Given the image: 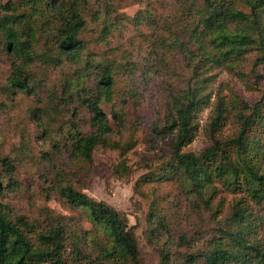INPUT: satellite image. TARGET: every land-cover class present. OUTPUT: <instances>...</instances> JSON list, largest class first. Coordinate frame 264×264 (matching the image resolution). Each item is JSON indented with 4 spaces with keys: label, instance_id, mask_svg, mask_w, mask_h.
Masks as SVG:
<instances>
[{
    "label": "trees",
    "instance_id": "1",
    "mask_svg": "<svg viewBox=\"0 0 264 264\" xmlns=\"http://www.w3.org/2000/svg\"><path fill=\"white\" fill-rule=\"evenodd\" d=\"M91 2L16 0L0 8V55L11 63L1 85L6 99L13 102L20 94L41 97L51 86L47 72L69 64L67 74L48 91L51 102L32 109L39 132L51 144L48 154L53 160L66 157L92 164L99 146L112 145L122 151V157L131 146L111 144V120L102 104L113 103L118 80L125 73H135L128 69L135 62L129 61L131 55L120 62L105 53L97 56L91 48L109 45L115 19L111 24L98 13L92 15L94 21H103V28L92 42L80 38L88 30L83 12ZM114 2L105 9V17L116 10ZM166 13H158L150 0L132 17L121 15L125 22L119 21L114 30L153 27L151 36L141 35L148 48L142 59L143 66L150 68L148 77L167 67L168 57L175 55L190 69L191 81L209 83L211 67L230 66L257 52L252 72L256 82L264 79V0H172ZM41 38L46 40L44 51L39 48ZM2 104L6 105L5 100ZM210 107L211 95L203 94L201 87L190 84L181 93L170 94L164 122L153 131L164 137L177 134L173 155L158 173L143 175L135 190L156 182L176 186L180 194L172 199L175 213L183 212L182 197L187 200L186 209L200 214L203 206L210 210L221 192L238 195L223 220L218 219L220 209H211L216 222L211 244L201 255H187L186 262L202 256L205 264H264V93L255 104L240 97L231 101L238 131L230 139L219 135L230 110L220 99L209 129L212 146L199 156L185 153L196 137L198 116ZM67 115L56 129L57 118ZM112 116L121 127V113L114 110ZM85 127L89 133L83 131ZM32 163L28 155L21 160L0 157V264H143L136 227L128 216L78 190L65 167L57 166L60 169L50 177L47 192L70 214L43 208L35 220L14 215L7 200L18 193L19 174ZM120 169L114 172L123 174ZM162 201L156 196L151 204L150 243L159 245L161 264H174L172 242L169 238L161 242L158 234L170 229L172 217V209L162 206ZM222 203L223 199L219 206ZM86 223L90 229L84 227Z\"/></svg>",
    "mask_w": 264,
    "mask_h": 264
},
{
    "label": "rangeland",
    "instance_id": "2",
    "mask_svg": "<svg viewBox=\"0 0 264 264\" xmlns=\"http://www.w3.org/2000/svg\"><path fill=\"white\" fill-rule=\"evenodd\" d=\"M9 1L16 0H0V8ZM91 1V6L83 12L88 30L80 38L92 42L97 32L103 28V21L98 23L93 19L97 13L102 15L107 23L112 24V20L115 19V24L110 27L113 35L109 38V45H93L91 48L97 56H103L105 53L114 56V59L120 62L122 57L131 55L132 59L129 61L135 62L128 66V69L135 70V73H125L118 80L113 103L102 104L103 110L111 120L113 132L108 136L111 144L131 145L130 149L126 156L122 157V151L113 148L112 145L99 146L94 153L92 164L73 162L66 157L58 161L55 156L53 160V156L48 154L52 150L51 144L43 137V132H39L35 124L37 117L32 114V109L35 106H42V103L51 102L48 91H53L52 89L56 87L64 74H67L70 69L69 64L65 68H51L47 72L51 86L40 95L41 97L20 94L15 101L11 102L3 96L1 91V85L6 81L11 63L7 57L0 55V157L21 160L24 155H28L30 163L32 160L34 162L21 170L18 177L20 185L17 189L18 193L13 194L7 200L11 205L12 213L25 215L30 220L38 218L43 208H50L60 215L70 214L58 200L52 196L50 199L47 192L50 177L60 169L57 166H62L72 172L70 182L78 190L96 201L106 202L128 216L130 225L136 227L143 264H161V249L159 245L150 243L148 230L151 204L156 196L157 201L163 200L162 206L172 209V217L169 218L171 224L168 231L170 233L167 231L158 234L161 236V242L168 238L172 242L174 264H205L202 256H195L190 262H186V256L195 252L201 255L210 246L216 225L211 217V209L221 210L218 218L221 221L228 215L232 203L239 196L221 192L211 204L210 210L203 206L200 214L186 209L187 200L182 197L185 203L182 209L184 213H175L172 199L179 197L176 194H180L176 186L160 185L162 183L156 182L144 185L137 191L135 186L143 175L152 171L158 173L161 165H164L173 155V145L177 134L164 137L156 135L153 131L156 125L164 122L171 93H181L191 84L196 88L201 87L203 94L211 95V107L198 116L196 137L184 149L185 153L199 156L212 146L209 129L213 112L220 99L229 105L230 110L227 114L226 127L219 135L223 139L233 138L238 131V126L234 118L235 110L231 108V101L240 97L250 104H255L264 93V79L256 82L252 72L253 60L257 52L249 54L244 60L230 66L211 67L208 76L213 78L209 83L196 84V80L191 81L190 69L175 55L168 57V65H166L168 68H158V74L152 73L148 77L150 68L143 66L145 62L142 61L146 57L144 56L145 50L148 48L143 45L144 38L141 35L149 33L148 36H151L150 32L153 27L139 26L135 28L137 30L135 31L128 26L121 27L118 32L114 30L119 21L125 22L121 15L132 17L150 0ZM113 1H115L116 10L111 9L110 16L105 17V9L112 6ZM171 2L172 0H152L158 13L162 14L171 7ZM167 14L169 13L165 15ZM161 31L164 32V28ZM45 41L41 38L39 42V48L43 51ZM3 100L6 105L2 104ZM44 109L43 107V112ZM114 110L121 113L123 117L121 127L117 125L112 116ZM67 119L68 115L57 118L56 129L60 128L63 121ZM83 131L89 133L90 128L85 127ZM53 133L57 134V131L53 130ZM117 167L121 168L120 171L123 170L124 173L116 174L114 169ZM221 199H223V207L219 206ZM200 216L202 219L199 218ZM84 227L91 228L87 223Z\"/></svg>",
    "mask_w": 264,
    "mask_h": 264
}]
</instances>
